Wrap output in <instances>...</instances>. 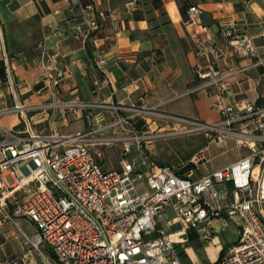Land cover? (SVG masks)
I'll list each match as a JSON object with an SVG mask.
<instances>
[{
    "label": "built area",
    "instance_id": "2783aa9c",
    "mask_svg": "<svg viewBox=\"0 0 264 264\" xmlns=\"http://www.w3.org/2000/svg\"><path fill=\"white\" fill-rule=\"evenodd\" d=\"M80 10L85 22L75 27V37L86 41L99 22L89 16L92 6ZM200 13L191 7L186 22L195 44L198 82L184 95L206 91L217 97L214 106L222 120L216 124L174 117L158 106L64 102L57 88L68 79L67 70L59 65L58 55L46 51L39 55L44 75L39 93L47 99L39 105L0 110V119L25 109H50L52 119L72 114L87 128L65 135L58 130L17 131L0 124L1 221L19 227L27 220L34 227L20 240L22 257L9 264H37L29 257L31 250L41 255L42 264H182L190 234L208 243L236 219L240 238L214 264H264V108L228 103L232 72L218 67L227 52L208 35ZM223 36L236 59L258 55L254 38L245 31L232 28ZM94 66V93H99L110 86L105 59L97 56ZM256 119L254 126L249 124ZM201 133L212 142H224L229 136L260 146L199 180L193 178L194 170L184 174L182 167L159 165L149 154L157 141ZM111 149L118 151L120 169L106 171L105 153ZM204 154L198 152L193 163L199 164ZM8 176L14 184L6 181ZM44 248L53 256H47Z\"/></svg>",
    "mask_w": 264,
    "mask_h": 264
},
{
    "label": "crops",
    "instance_id": "0c3cea01",
    "mask_svg": "<svg viewBox=\"0 0 264 264\" xmlns=\"http://www.w3.org/2000/svg\"><path fill=\"white\" fill-rule=\"evenodd\" d=\"M131 1L0 0V110L39 105L47 99V95L39 93L44 86V75L38 59L46 51L58 55L59 65L68 72V79L57 88L59 99L64 102L85 100L158 106L160 112L174 117L210 125L219 123L221 111L214 106L217 97L206 91L184 95L198 82L194 70L195 44L191 30L186 28L189 9L193 6L200 9L199 19L209 29L208 35L227 52V56L218 61V67L232 72L228 103L247 102L264 108V63L260 62L264 59V0H139L128 6ZM88 6L93 7L89 16L97 19L99 28L84 41L75 37V27L84 24L80 9ZM232 28L241 29L254 38L258 49L256 57L240 60L232 55L223 36V31ZM100 55L106 61L105 75L110 86L94 93V59ZM252 64L255 65L248 70L236 72ZM52 113L50 109H25L22 113L2 117L0 124L17 131L49 134L58 130L65 135L87 128L84 120L72 114L64 119H52ZM255 122L258 119L249 124L254 126ZM204 138L207 142H201L199 150L187 162L175 166L182 167V172L188 174L194 170L193 157L204 150V159L195 166L204 165L205 172L195 179L194 170L195 180L237 163L260 146L255 142L238 143L229 136L224 142H212L206 135ZM154 150L152 146L151 155ZM112 156L119 164L116 149L106 151L105 159ZM105 164L103 162V168ZM119 169L120 166L112 162L106 171ZM1 219L0 213V258L22 257L20 240L24 232L33 233V225L22 220L19 228L2 223ZM159 220L164 221L165 216ZM238 223L237 219L229 221L208 243L190 234V245L183 254L204 257L213 253L210 260L202 258V264H214L239 240ZM182 264L185 263L182 261Z\"/></svg>",
    "mask_w": 264,
    "mask_h": 264
},
{
    "label": "rangeland",
    "instance_id": "374dc122",
    "mask_svg": "<svg viewBox=\"0 0 264 264\" xmlns=\"http://www.w3.org/2000/svg\"><path fill=\"white\" fill-rule=\"evenodd\" d=\"M204 136L205 134L201 133L195 135H185V136H179L169 139H163L154 143L153 146L155 147V150L152 152L153 155L150 154V150H149V154L157 164L177 166V164L181 162H187L190 159V157L199 150V148L202 145L201 142L203 141L207 142ZM104 162L106 163L104 166L105 170L111 167L112 162L114 166L116 164L117 166H119V164L116 163V159H114L113 156L111 158L107 157L106 159H104ZM193 169L195 170V174H196L194 177L195 179H197L201 174L205 172L204 165H198V166L194 165ZM6 181L10 185L14 184L15 182L12 176L6 177ZM163 227H166L165 222L163 223ZM152 237H155V235H153ZM188 245L190 244H186V246ZM43 250L47 256H53L50 249L44 248ZM29 257H32L37 264L43 263V259L41 255L35 250H31ZM212 257H213V253H207L203 257L202 255L201 256L191 255L190 253L187 252L182 255V261L185 264H198V262L202 264L203 263L202 258H205L204 260H206V258L207 260H210ZM17 258L18 257H14V256H12L11 258L1 257L0 264H9L11 260Z\"/></svg>",
    "mask_w": 264,
    "mask_h": 264
}]
</instances>
